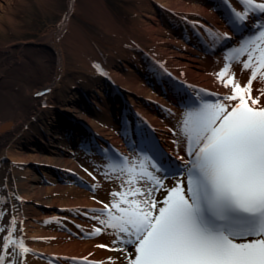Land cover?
<instances>
[{
	"label": "bare ground",
	"instance_id": "1",
	"mask_svg": "<svg viewBox=\"0 0 264 264\" xmlns=\"http://www.w3.org/2000/svg\"><path fill=\"white\" fill-rule=\"evenodd\" d=\"M22 1L0 0V32L6 27L3 21L18 30L14 15ZM77 1H66L58 24L43 40L0 46V73L16 83L23 80L13 71L25 58L22 50L34 46L45 53L43 66L33 68L30 90L13 87L16 111L0 112V226L9 227L15 217L13 239H23L30 249L22 253L17 248L5 264H74L73 258L82 264L85 257L96 264H125L123 253L109 250L120 247L112 244V230L90 218L106 217L89 210L103 209L114 200L112 192L128 187L123 183L128 176L115 166L123 165V157L139 162L138 141L151 150L150 156L152 144L184 156L179 129L193 101L188 98L199 94L211 101L210 93L230 92L215 73L223 68L225 55L252 32L253 21L247 30L230 24V8L223 0H120L126 3L122 16L104 0H83L93 15L87 16L92 26L87 30L71 19ZM231 6L241 10L237 0ZM85 10L84 17L89 14ZM253 20L262 23L264 17ZM224 33L231 38L216 39ZM68 61L82 74L74 68V77L67 75ZM229 62L236 79L245 84L249 71ZM64 80L74 91L69 86L56 100ZM261 86L254 81V89ZM56 120L61 132L50 140ZM177 179L165 184L171 187ZM97 227L101 234L88 235Z\"/></svg>",
	"mask_w": 264,
	"mask_h": 264
},
{
	"label": "snow or ice",
	"instance_id": "2",
	"mask_svg": "<svg viewBox=\"0 0 264 264\" xmlns=\"http://www.w3.org/2000/svg\"><path fill=\"white\" fill-rule=\"evenodd\" d=\"M223 2L230 8L233 27L247 30L253 21L252 32L225 55L223 68L215 73L230 92L208 94L217 96L215 101L197 94L187 106L179 129L187 158L176 157L182 166L170 162L165 168L147 154L148 147L141 149L139 162L123 157V165L115 167L128 176L123 182L128 187L112 192L114 200L103 209L89 210L106 217L90 218L112 230V244L120 247L109 250L123 253L125 264H264V22L253 20L264 17V2L237 0L241 10L232 7L231 0ZM230 38L228 33L216 37ZM233 60L241 64V72L250 73L243 85L231 71ZM93 67L99 70V65ZM254 81L262 86L254 89ZM169 176L180 178L169 187L164 183ZM3 216L0 211V219ZM16 231L15 217L9 227L0 226V233L7 232L0 236V264L17 248L30 252L23 239H13ZM82 264L96 262L85 257Z\"/></svg>",
	"mask_w": 264,
	"mask_h": 264
},
{
	"label": "rangeland",
	"instance_id": "3",
	"mask_svg": "<svg viewBox=\"0 0 264 264\" xmlns=\"http://www.w3.org/2000/svg\"><path fill=\"white\" fill-rule=\"evenodd\" d=\"M66 1L67 0H50L49 2H45L43 0V2L41 3L39 2V0H23L22 4H20L18 7V14L14 15L15 20L18 22L16 23L18 30H14L13 26L15 24H9L6 21H3L6 27L3 29V32H0V46H10V44L13 43H25L27 41H29L27 43L31 45L34 41L37 42L39 40H43L49 33L52 32V30H54V27L58 24L61 12L65 9ZM104 1L110 11H116L118 16L123 15V9H125L126 7L123 5H125L126 3H122L120 0ZM76 4L78 5L77 13H73L71 19L76 24L86 28L87 30H90L92 26L90 22H88L89 19L87 18V16L92 15L88 10L89 2L86 1V3H84L83 0H78ZM83 6L86 7V10H84L88 11L89 13L85 17L82 15L84 14V10H82ZM79 8L82 11L79 10ZM10 27H12V29ZM40 49L43 48L26 46V48L22 50L25 54V58L21 63V67H18L17 69L14 68L13 70L20 73V76L22 77L21 79H23L22 81H18V83H16V81H11L10 78L4 77V73H0V75H3L0 80V109L2 107L3 108L2 111L0 110V112L6 113L16 111V109L18 108V103L15 104V91L13 87H19L23 93L30 90L29 84L34 81L32 77L36 76V73L33 72V68L36 66L39 67V65L43 66V62L45 60L43 57L45 53H41ZM70 62H67L69 66L66 74L72 75L74 77V68L76 69V72H78V75L82 74L83 70H81L79 67H74V65H70ZM10 71H12V69H10ZM6 85H9L10 87L4 88ZM72 86L73 85H70V82L64 80L60 84V88L55 93V99L59 100L60 96H62V93L65 92V90H67L68 88H70L68 89L69 91H74L72 90ZM64 122L67 123V120H64ZM53 124L54 126H52L51 130L49 131L51 134L50 140H53V137L61 132L59 131L60 127L59 124H57V120L54 121ZM61 134L63 135V132L60 133V135Z\"/></svg>",
	"mask_w": 264,
	"mask_h": 264
}]
</instances>
